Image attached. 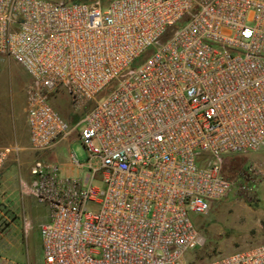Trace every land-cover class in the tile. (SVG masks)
<instances>
[{"label":"built area","instance_id":"obj_1","mask_svg":"<svg viewBox=\"0 0 264 264\" xmlns=\"http://www.w3.org/2000/svg\"><path fill=\"white\" fill-rule=\"evenodd\" d=\"M0 54L30 77V148L75 131L85 151L79 177L30 164L44 264H186L205 242L192 214L235 184L227 157L264 144V0H0ZM243 171L245 190L263 173ZM199 264H264V242Z\"/></svg>","mask_w":264,"mask_h":264},{"label":"rangeland","instance_id":"obj_2","mask_svg":"<svg viewBox=\"0 0 264 264\" xmlns=\"http://www.w3.org/2000/svg\"><path fill=\"white\" fill-rule=\"evenodd\" d=\"M98 1L101 5H105L109 0ZM28 79L29 75L21 65L12 58L0 54V102L11 103L19 98ZM49 100L71 126L84 113L83 110L72 108L65 92L52 94ZM72 152L76 154L79 161L85 160V151L75 131L67 140L59 142L50 150L40 151V160L70 163L69 155ZM18 154L19 151H16L13 155L16 157ZM5 163L0 167V185L4 186L18 182L29 165L28 163L20 165L15 159L9 171L5 172ZM248 165L259 166L263 173L257 177L256 181L248 183L251 189L245 190L240 187L245 184L244 180L247 177L243 170ZM60 167L62 172L65 165L61 164ZM73 168H75V177L83 175L77 166L74 165ZM224 170L226 175L235 180V184L227 195L212 203L206 214H192L195 224L205 237V242L187 253L186 264H199L216 254L244 249L264 242V144L254 151L228 156ZM46 211V207L40 204V220ZM4 225L6 226V222L1 219L0 231ZM0 264L25 263L22 262L19 253L4 249L0 242Z\"/></svg>","mask_w":264,"mask_h":264},{"label":"crops","instance_id":"obj_3","mask_svg":"<svg viewBox=\"0 0 264 264\" xmlns=\"http://www.w3.org/2000/svg\"><path fill=\"white\" fill-rule=\"evenodd\" d=\"M29 81L30 77L26 85ZM26 85L22 89L21 96L15 101L0 102V147L16 146L19 151L16 157L13 155L15 151L9 154L4 171H9L15 159L20 165L29 164L18 182L0 185V203L2 204L0 220L6 222V226L4 225L0 231V242L4 249L19 253L25 264H44L39 228L40 224L48 219L49 211L45 204L37 201L29 192L32 182L29 166L32 160L40 159V151L35 152L30 148L25 108ZM55 163L65 165L62 169L63 175L76 176L74 165L71 163L66 161ZM40 204L47 209L41 220Z\"/></svg>","mask_w":264,"mask_h":264},{"label":"trees","instance_id":"obj_4","mask_svg":"<svg viewBox=\"0 0 264 264\" xmlns=\"http://www.w3.org/2000/svg\"><path fill=\"white\" fill-rule=\"evenodd\" d=\"M67 1H70V0H67ZM71 1H88V0H71ZM110 1V0H109ZM108 1V2H109ZM147 56V53L146 54H143L142 56H140L135 62H134V66L139 64L141 61H143Z\"/></svg>","mask_w":264,"mask_h":264}]
</instances>
